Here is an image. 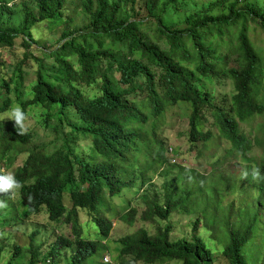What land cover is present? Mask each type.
Wrapping results in <instances>:
<instances>
[{
    "label": "trees",
    "instance_id": "16d2710c",
    "mask_svg": "<svg viewBox=\"0 0 264 264\" xmlns=\"http://www.w3.org/2000/svg\"><path fill=\"white\" fill-rule=\"evenodd\" d=\"M66 2L31 0V5L23 1L9 6L6 0H0V49L14 47L19 39L24 48H30L35 41L34 26L45 20L63 18ZM136 2L83 0L81 10L87 25L62 33L64 42L47 56L53 59L55 71L50 73L51 67L41 65L32 87V98L22 102L26 115L27 108L41 107L48 120L56 117L59 120L56 131L66 125L70 133L63 137L64 143L50 153L42 148L27 150L24 148L33 140L32 132L21 135L12 121L0 123V154L12 148L28 151L22 165L13 173L22 184L24 216L30 218L47 212L50 220L64 218L72 225L75 236L60 235L52 246L53 255L72 247V264L93 261L100 256L107 247L101 240L82 236L79 209L92 214L101 238L106 239L112 222L96 214L107 193L121 195L124 190L136 187V179L128 173L137 154L145 151V157L150 158L153 153L150 164L168 161L163 143L161 147H151L142 132L141 124L145 125L149 117L143 108L151 107L150 113L154 110L159 116L165 101L171 104L181 101L192 107L189 139L197 142L211 137V132L204 133L200 128L208 112L219 136L232 144L238 156L255 164L260 178L259 194L252 200H244L237 208L233 202L224 208L222 200L227 194L235 193V185L228 191L229 184H213L208 181V175H189L184 169L165 185L163 195L148 192L141 196L146 205L141 217L169 220L176 211L201 214L193 223L191 237L174 239L172 223L159 228L156 235L141 227L117 240L118 255L114 263L97 261L96 264H136L139 261L212 264L214 249L201 232L204 219L207 230L223 246L220 253L230 264H264V246L257 250L254 260L248 257L251 253L247 247L256 236L264 243V153L258 161L252 155L250 140L241 130V124L264 113V104L255 101L258 93L255 84L262 74L263 58L248 37L251 24L264 33V0L209 1L202 8L178 14L186 25L184 28L169 25L167 15L182 12L186 0H146L148 13L157 22L159 36L168 44L164 49L141 34L144 24L132 15ZM65 23L71 25L72 20ZM215 47H223L235 57L233 66L226 70L233 83L229 110L212 103L211 94L201 93L196 84L198 76L214 75L217 63L222 62L215 56ZM152 66L161 68L162 73L157 74ZM18 71L15 78L23 82L21 67ZM115 72L120 78H116ZM98 78L102 81L101 95L86 98L78 85L91 86ZM0 80L9 93L10 82L4 77ZM18 84L15 81L14 91L20 94ZM159 86L164 89L162 95ZM146 89L149 94L143 103L130 98ZM12 103L11 98H6L0 106V114L9 111ZM259 129L264 137V124ZM70 138L90 141L83 145L87 156L73 147ZM256 143L262 146L264 141L256 139ZM97 156L101 159L97 160ZM66 194L72 202L69 210L64 199ZM136 213L137 209L131 208L123 212L121 218L132 225ZM3 215L0 210V222ZM39 248L15 244L10 264L21 259L24 253L31 254L24 264H39L42 255ZM3 250L0 246V256Z\"/></svg>",
    "mask_w": 264,
    "mask_h": 264
},
{
    "label": "rangeland",
    "instance_id": "374dc122",
    "mask_svg": "<svg viewBox=\"0 0 264 264\" xmlns=\"http://www.w3.org/2000/svg\"><path fill=\"white\" fill-rule=\"evenodd\" d=\"M23 1H26L27 4L31 3V0H6L9 6L19 5ZM82 1L67 0L63 18L45 20L35 25L32 29L35 41L30 48H24L22 39H19L14 47L0 49V79L4 77L7 82H10V91L7 93L6 89L2 87V81L0 80V106L9 97L13 102L12 107L17 105L22 107V102L26 99H31L33 96L32 87L37 82V74L41 65L51 67L50 73L55 71L53 59L47 56L64 42L61 40L62 33L65 30L79 29L87 25L81 10ZM209 1L214 0H186L182 12L174 11V13L167 15V17H170L167 23L176 28H184L186 25L183 21H180L181 17L178 14H186L196 8H202ZM132 15L135 20H140L144 24L141 34L149 42L156 43L163 49L168 48L166 41L159 36L157 25H155L156 20L148 13L146 0H137ZM70 20H72L71 25H67L65 21L69 22ZM248 37L256 51L263 58L262 74L255 84L258 89L255 101L258 104H264V33L258 26L251 24L248 28ZM215 48V56L221 59L222 62L217 63L214 75H208V77L198 76L196 84L201 93L207 92L211 94L210 100L212 103L229 110L233 83L227 77L226 70L233 66L235 57L230 55L223 47ZM73 62L75 63L76 59H73ZM19 67L23 71V82H21V79L15 78L20 73L18 71ZM189 67L193 68V65H189ZM152 69L157 74L162 73V69L159 67L152 66ZM114 74L116 78H120L119 73L115 72ZM13 78L14 80L10 81ZM15 81L19 83L20 94L14 91ZM101 84L102 81L98 78L96 83L91 86L85 84H79L78 86L86 98L92 99L101 95ZM64 85L66 86L65 83ZM158 91L160 95L164 94V89L160 88V86ZM148 94L149 90L146 89L143 92H137L135 96H130V98L141 104ZM149 110H151V107L143 108V112L149 117L145 125L141 124L142 132H145L151 147H161V142L163 143L164 155L168 161L150 164L153 153L150 154V158L145 157V151L137 154L133 162L134 166L129 169L128 173V176H133L136 179V187L124 190L121 195L110 196L107 193L99 212L96 214L97 216H106L112 222L111 232L106 239L101 238L99 227L94 222L92 214L86 209H79L82 236L88 239L101 240L107 247L93 261L89 260L82 264H96L97 261L114 263L118 255L116 251L117 240L121 236L135 232L141 227L146 228L150 234L156 235L159 228L172 223L174 225V231L172 232L174 239L184 236L191 237L193 223L201 214L176 211L169 220L160 218L144 220L141 217L146 207L141 196L148 192L163 195L165 185L171 182L184 169L185 173L189 175H208V181H212L213 184L220 182H224L225 186L229 184L228 191H231L232 186L235 185V193L227 194L222 200V207L224 208L230 202H233L234 207L237 208L244 200H252V197L259 194L257 184H259L260 178L257 176L254 178V176L250 175L256 171L255 164L247 162L238 156L232 144L219 136L218 130L212 124L213 120L208 112H205L203 124L200 128L204 133L211 132L212 135L208 139L194 142L189 139V118L192 112L190 104L181 101L171 104L165 101L162 114L159 116L153 113L154 110H152V113ZM3 115L4 113L0 114V116ZM27 117L26 125L28 131L33 134V140L24 149L42 148L45 152L50 153L64 143L63 137H67L70 133L66 125L56 131L59 120L56 117L48 120L46 111L41 107L27 108ZM9 121L5 119L0 121V123L4 124ZM263 124L264 113L255 116L249 123L241 124L242 132L250 140L253 147L252 155L258 161L261 160V156L264 153V144L260 146L256 143V139L264 141L259 129ZM260 137L263 138L261 139ZM70 139L73 147L82 155L87 156L83 145H87L90 141L82 139L74 141L73 138ZM27 155L28 151L22 152L18 148H12L2 155L0 154V173L2 175L13 174L14 170L19 165H22ZM100 159L101 157L97 156V160ZM262 169L263 167L260 169V173ZM245 173L247 174L246 178L244 176ZM2 199L6 201L7 207L0 209L4 213L0 222V246L4 248L0 256V264H10L15 244L25 248L39 246V251L42 254L39 264H72L71 257L74 254V248L65 247L57 255L51 253L52 246L60 235L66 237L75 236L70 223L66 222L64 218L57 221L50 220L47 212L34 214L30 218L25 217L26 208L21 203L20 190L10 198L5 196ZM64 199L69 210L72 206L69 194H66ZM131 208L137 209L135 222L132 225L121 218L122 213L129 211ZM201 232L214 249L215 258L212 264H230L227 258L220 253L223 246L218 244L217 240L207 230L205 219ZM262 246H264V243L261 237L256 236L247 245L251 253L248 257L254 260L257 250L261 249ZM21 256H23L21 259L14 260L11 264H24L31 257V254L24 253ZM136 264L145 263L139 261ZM162 264L181 263L168 261Z\"/></svg>",
    "mask_w": 264,
    "mask_h": 264
},
{
    "label": "clouds",
    "instance_id": "9594fccd",
    "mask_svg": "<svg viewBox=\"0 0 264 264\" xmlns=\"http://www.w3.org/2000/svg\"><path fill=\"white\" fill-rule=\"evenodd\" d=\"M8 119L14 123V128L18 134H26L28 131V127L26 125V121L28 119L26 113L22 109L21 106L17 105L12 107L4 113L3 116H0V121ZM258 175V173L254 172V178ZM245 178L247 174H244ZM22 187L21 182L17 181L15 176L11 173L0 175V209L6 208L7 203L2 197L8 196L9 198L13 196L16 192H18Z\"/></svg>",
    "mask_w": 264,
    "mask_h": 264
}]
</instances>
